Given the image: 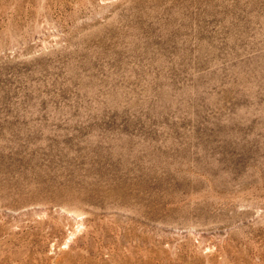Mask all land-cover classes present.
<instances>
[{"label": "rangeland", "instance_id": "1", "mask_svg": "<svg viewBox=\"0 0 264 264\" xmlns=\"http://www.w3.org/2000/svg\"><path fill=\"white\" fill-rule=\"evenodd\" d=\"M0 264H264V0H0Z\"/></svg>", "mask_w": 264, "mask_h": 264}]
</instances>
